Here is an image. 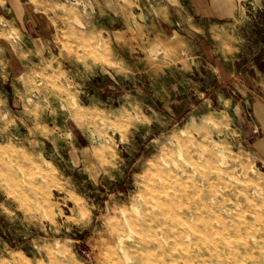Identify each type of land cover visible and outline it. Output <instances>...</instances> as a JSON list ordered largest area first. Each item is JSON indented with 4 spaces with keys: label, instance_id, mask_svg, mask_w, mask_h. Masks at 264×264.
<instances>
[{
    "label": "rangeland",
    "instance_id": "374dc122",
    "mask_svg": "<svg viewBox=\"0 0 264 264\" xmlns=\"http://www.w3.org/2000/svg\"><path fill=\"white\" fill-rule=\"evenodd\" d=\"M211 1L198 37L192 0H0V264L115 229L164 232L127 264H264V0Z\"/></svg>",
    "mask_w": 264,
    "mask_h": 264
},
{
    "label": "bare ground",
    "instance_id": "6f19581e",
    "mask_svg": "<svg viewBox=\"0 0 264 264\" xmlns=\"http://www.w3.org/2000/svg\"><path fill=\"white\" fill-rule=\"evenodd\" d=\"M166 164H168L165 161ZM183 174H187V170H182ZM197 170H193L192 174H196ZM185 223L189 224L188 220H185ZM128 226H131V222L128 221ZM125 226H122V229ZM145 236L149 237L151 240H154L156 242H164V232L162 230H148L144 233V237L136 238L133 240V243L127 242L128 236L124 234V231L115 229L114 233H110V238H116L117 239V250L110 252L109 259H107L105 262L102 260L101 263L103 264H127L131 263L132 260L130 256V248L131 247H140L146 244ZM189 237V234L186 235V238ZM134 245V246H133ZM8 264H24L23 258H17L15 256H12L8 261ZM133 264H150L147 259H141L140 261H137Z\"/></svg>",
    "mask_w": 264,
    "mask_h": 264
},
{
    "label": "crops",
    "instance_id": "0c3cea01",
    "mask_svg": "<svg viewBox=\"0 0 264 264\" xmlns=\"http://www.w3.org/2000/svg\"><path fill=\"white\" fill-rule=\"evenodd\" d=\"M192 3L194 4V7L198 9L197 12H188L186 9H184V6L181 7V13L176 19L177 27L174 28L177 34L179 35H190L191 33L193 35H196L199 37V30L201 28V22L204 23V20L210 21V19H221L222 16L220 15L221 12L220 9H223V5L216 3L218 8H215L212 4L211 0H192ZM194 11V10H193ZM202 12V13H201ZM231 13V11H228ZM192 13V14H191ZM226 16H232L231 14L227 13ZM175 22L172 21V24ZM184 26L187 27L186 31L182 28Z\"/></svg>",
    "mask_w": 264,
    "mask_h": 264
}]
</instances>
